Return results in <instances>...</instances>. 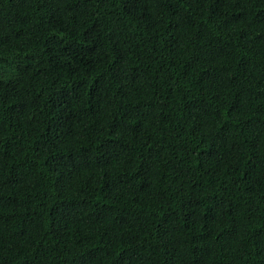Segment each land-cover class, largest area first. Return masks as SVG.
Masks as SVG:
<instances>
[{
	"label": "trees",
	"instance_id": "1",
	"mask_svg": "<svg viewBox=\"0 0 264 264\" xmlns=\"http://www.w3.org/2000/svg\"><path fill=\"white\" fill-rule=\"evenodd\" d=\"M0 264H264V0H0Z\"/></svg>",
	"mask_w": 264,
	"mask_h": 264
}]
</instances>
